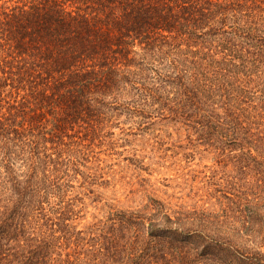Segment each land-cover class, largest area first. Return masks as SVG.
I'll list each match as a JSON object with an SVG mask.
<instances>
[{
  "label": "trees",
  "instance_id": "16d2710c",
  "mask_svg": "<svg viewBox=\"0 0 264 264\" xmlns=\"http://www.w3.org/2000/svg\"><path fill=\"white\" fill-rule=\"evenodd\" d=\"M260 73L264 0H0V264H264L256 206L245 242L259 250L138 210L91 231L64 193L51 203L77 178L67 148L100 136L112 112L186 118L221 86L208 75ZM47 144L62 148L63 176H46Z\"/></svg>",
  "mask_w": 264,
  "mask_h": 264
},
{
  "label": "rangeland",
  "instance_id": "374dc122",
  "mask_svg": "<svg viewBox=\"0 0 264 264\" xmlns=\"http://www.w3.org/2000/svg\"><path fill=\"white\" fill-rule=\"evenodd\" d=\"M212 75L205 81L221 86L206 88L209 100L199 109L187 104L186 118L154 115L136 123L112 112L100 136L74 138L84 144L67 148L77 178L65 192L55 187L51 203L64 193L80 211L78 227L91 225V231L116 210L129 209L158 220L169 214L188 220L191 229L226 234L241 249H261L259 240L245 242L252 234L244 224L251 207L264 216V73ZM46 147L42 153L56 159L45 165L46 176L55 170L63 176L62 148ZM2 177L0 171V190Z\"/></svg>",
  "mask_w": 264,
  "mask_h": 264
}]
</instances>
